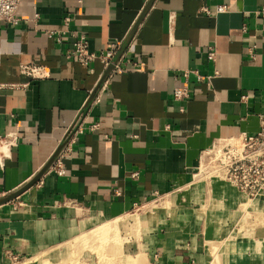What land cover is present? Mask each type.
Instances as JSON below:
<instances>
[{
  "label": "crops",
  "instance_id": "0c3cea01",
  "mask_svg": "<svg viewBox=\"0 0 264 264\" xmlns=\"http://www.w3.org/2000/svg\"><path fill=\"white\" fill-rule=\"evenodd\" d=\"M263 6L21 0L18 23L0 21V135L16 132L18 140L0 166V264H65L83 235L103 226L95 237L105 238L135 208L168 193V209L155 204L142 216L124 264H264V220L251 215L264 212V194L244 196L223 177L195 179L205 151L260 130ZM74 34L96 54L114 45L109 61L67 60ZM23 63L48 76L21 74ZM185 70L203 79L191 73L190 97L176 100ZM75 122L82 132H69ZM63 142L39 180L4 201Z\"/></svg>",
  "mask_w": 264,
  "mask_h": 264
},
{
  "label": "built area",
  "instance_id": "2783aa9c",
  "mask_svg": "<svg viewBox=\"0 0 264 264\" xmlns=\"http://www.w3.org/2000/svg\"><path fill=\"white\" fill-rule=\"evenodd\" d=\"M20 2L21 0H0V21L17 24L19 19L16 16V12ZM223 9V5H218L216 11ZM202 11L210 13L206 8H202ZM257 13L264 16V6ZM68 20L69 18L66 17L65 21L67 22ZM48 34L49 36L52 35ZM113 46L111 45L107 50L96 54L89 49L88 40L84 34H74V40L71 43V47L66 51L65 58L67 60H74L84 66H87L95 59H99L106 64L111 57ZM208 57L212 59L213 53L210 52ZM19 71L21 74L29 76L32 79H41L48 76L45 67L34 64H20ZM191 73L196 76L197 81L203 79V76L197 70H185L182 74L184 78L182 84L175 87L172 91L174 99L186 100L190 97L189 76ZM75 125L76 122L69 129V132L74 127L76 128L74 132H82V129L78 125ZM238 139H242L245 142V146L252 151L231 152L226 149L227 151L225 150L224 152L222 149L224 161H220V163L226 168L225 179L247 197L254 198L264 190V154L259 156L253 155L255 153L253 146L264 142V118H260V130L255 135L244 136ZM17 141L16 132L0 135V166H2V160L8 157L10 149L17 145ZM56 164L57 169L55 171L58 174H63L64 170L61 165L59 163ZM13 258L16 259V257Z\"/></svg>",
  "mask_w": 264,
  "mask_h": 264
},
{
  "label": "rangeland",
  "instance_id": "374dc122",
  "mask_svg": "<svg viewBox=\"0 0 264 264\" xmlns=\"http://www.w3.org/2000/svg\"><path fill=\"white\" fill-rule=\"evenodd\" d=\"M230 142L231 141H228V143ZM216 144H218V142ZM225 144L226 142H224V145ZM234 146L235 147H232L231 145L228 144L227 146L223 147V150L224 152L226 149H228L231 152L252 151L245 146V142L242 139H239V141L236 142ZM253 147L255 148L254 150L255 153L253 154L254 156H259L261 154H264V142H262V144H257V146H253ZM219 152L218 153L216 151L211 152L210 157L211 155L212 157L210 163L203 171L202 175L199 177V180L210 175L211 183L213 184L218 183L221 180L220 177H223V180L225 181L226 168L224 167V165L220 163V161H222L221 160L222 158L219 157L220 156L219 154H222V152L220 153ZM199 174H201V171ZM262 194H264V191L254 198L256 199L258 197H261ZM243 195L245 196V194ZM202 197L204 198L205 195L203 194ZM161 201L162 198L158 199L157 203L147 206H149L148 208H154L156 207V205H159ZM172 202L173 200L171 201V203ZM246 205L247 204L242 202L240 206L242 208H245ZM142 207L139 206V208L137 207L133 211H131V214L140 213L139 214L140 220L143 218L142 216L144 215V213L141 212ZM251 215L257 219L263 218L264 220V212L254 213ZM97 230L100 231L101 227L97 228ZM140 233H141V222L136 225L134 224L131 225L129 224V222L127 223L126 221V225L123 226V229L114 230L113 232H110L105 238L98 239V237L92 236L89 237L88 239H85L83 243L77 245L75 244L76 246H72V243L73 245L74 243H79L78 241L74 240L71 243L73 251H70L68 261L65 262V264H124L122 258H124V255H126L125 254L126 248L129 245L131 244L133 245L134 243L139 241L138 239ZM114 254L118 255L120 259L115 262L114 261L111 262L109 259L107 260V257L111 258Z\"/></svg>",
  "mask_w": 264,
  "mask_h": 264
},
{
  "label": "bare ground",
  "instance_id": "6f19581e",
  "mask_svg": "<svg viewBox=\"0 0 264 264\" xmlns=\"http://www.w3.org/2000/svg\"><path fill=\"white\" fill-rule=\"evenodd\" d=\"M228 141H231L232 143L231 142L228 143ZM238 141H239L238 138L234 139V140L219 141L218 144L215 145V148L213 146V148H214L213 150L205 151L203 153V155L201 157V161H200L201 174H198L197 176H195V179L199 180V177L202 175L203 171L209 165L211 157H212V155L210 157L211 152H213V151H216L217 153L219 151L222 152V154H219L220 155L219 157L222 158V155H223V150L222 149H223V147L227 146L228 144L231 145L232 147H235L234 145ZM224 142H226L225 145H224ZM221 160L224 161L223 158ZM172 200H173V193H168V194L163 196L161 203L159 205H157V206H162L163 208L168 209L171 206V204H172L171 203ZM148 207L149 206L143 207L141 212H143V213L149 212V211L151 212V211H153L156 208V207H154V208H148ZM125 220L127 221V223L129 222V224H131V225L132 224L136 225V224L140 223L139 214H131V215L127 216ZM126 221H121L118 226L123 228V226L126 225ZM102 228H103V226H101V229ZM97 232H98V230L94 229L91 232H89V233H87V234H85L83 236H85V239H88L89 237H92V236L95 237L96 234H98ZM74 240L80 242L81 238L79 236V237H76Z\"/></svg>",
  "mask_w": 264,
  "mask_h": 264
},
{
  "label": "water",
  "instance_id": "95a60500",
  "mask_svg": "<svg viewBox=\"0 0 264 264\" xmlns=\"http://www.w3.org/2000/svg\"><path fill=\"white\" fill-rule=\"evenodd\" d=\"M105 77H106V75L103 76L102 80H104ZM64 143L65 142H63V143L60 144V146L55 150V152L48 159V161L44 164V166L37 172V174L31 180H29V182H27L24 186H22L17 191H15L12 194H9L8 196H6L4 198V201L11 200V199L15 198L21 192H23L24 190H26L27 188H29L30 186H32L33 184H35L40 179V177L52 166V164L54 163L57 155L59 154L60 150L64 146Z\"/></svg>",
  "mask_w": 264,
  "mask_h": 264
}]
</instances>
